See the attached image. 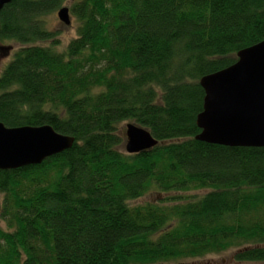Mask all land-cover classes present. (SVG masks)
Segmentation results:
<instances>
[{"label": "trees", "instance_id": "16d2710c", "mask_svg": "<svg viewBox=\"0 0 264 264\" xmlns=\"http://www.w3.org/2000/svg\"><path fill=\"white\" fill-rule=\"evenodd\" d=\"M65 1L0 12V41L20 45L0 74V121L75 138L39 165L0 170V264H171L229 250L264 263V147L196 139L200 79L264 40V0H71L77 35L58 51L46 17ZM123 121L159 143L128 154ZM197 189L209 191L186 194ZM152 190L168 196L132 204Z\"/></svg>", "mask_w": 264, "mask_h": 264}, {"label": "water", "instance_id": "95a60500", "mask_svg": "<svg viewBox=\"0 0 264 264\" xmlns=\"http://www.w3.org/2000/svg\"><path fill=\"white\" fill-rule=\"evenodd\" d=\"M11 1L0 0V12ZM57 15L71 25L68 6L60 7ZM200 84L205 97L196 119L201 130L196 139L231 147H264V40L240 50L237 61L201 77ZM125 135L128 154L159 143L147 128L136 123L127 124ZM74 140L48 124L7 127L0 121V170L39 165L71 148Z\"/></svg>", "mask_w": 264, "mask_h": 264}, {"label": "rangeland", "instance_id": "374dc122", "mask_svg": "<svg viewBox=\"0 0 264 264\" xmlns=\"http://www.w3.org/2000/svg\"><path fill=\"white\" fill-rule=\"evenodd\" d=\"M72 4L71 0H66L63 3V6H68L70 7ZM58 11V10H57ZM57 11L47 15L46 19L48 21V28L52 30H56L59 32L58 39H59V45L57 46L58 51H62L69 41L76 37L77 35V26H78V21L76 18L72 16V23L71 25H66L60 19L58 18ZM42 44H46L45 42H41ZM49 43V42H48ZM9 49H5L3 52L4 58L0 60V74L2 73L3 69L6 67V65L9 63V61L12 59L14 56V53L20 48V45L17 44L15 41L9 40L5 43ZM134 121H123L119 124V129L121 135L124 137V143L122 145V150L125 151V143H126V135H125V129L128 123H132ZM209 190L207 189H197V190H191L187 192L186 194L195 196V197H200L207 193ZM168 196V194L161 193L157 190H152L149 193H147L145 196L142 198L133 201L132 204H144L148 202H160L164 197ZM4 199L3 195H0V227L7 229L6 222L3 220L2 213V205H3ZM233 250H229L226 252H222L220 254H211L208 255L204 258L196 259L194 261H179L171 264H264V263H238L233 260Z\"/></svg>", "mask_w": 264, "mask_h": 264}, {"label": "flooded vegetation", "instance_id": "af4514ba", "mask_svg": "<svg viewBox=\"0 0 264 264\" xmlns=\"http://www.w3.org/2000/svg\"><path fill=\"white\" fill-rule=\"evenodd\" d=\"M6 42H1L0 41V60H2L4 58V54L3 52L5 51L6 48H4Z\"/></svg>", "mask_w": 264, "mask_h": 264}]
</instances>
